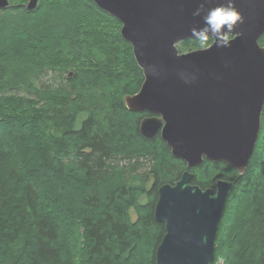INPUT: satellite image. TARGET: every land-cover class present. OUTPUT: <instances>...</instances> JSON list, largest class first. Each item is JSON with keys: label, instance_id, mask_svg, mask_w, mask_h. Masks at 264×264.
<instances>
[{"label": "trees", "instance_id": "16d2710c", "mask_svg": "<svg viewBox=\"0 0 264 264\" xmlns=\"http://www.w3.org/2000/svg\"><path fill=\"white\" fill-rule=\"evenodd\" d=\"M27 1L9 0L0 10V264H155L164 233L154 220L157 189L186 165L159 133L141 135L139 120L150 113L124 105L143 74L119 34L121 23L91 0H39L31 10ZM178 48L195 49L188 40ZM55 61L67 74L73 69L68 93L36 85ZM19 88L24 95L10 92ZM189 171L202 188L234 181L212 264H264V104L243 174L206 158ZM45 176L79 190V208L61 230L44 194ZM106 182L114 184L108 193H92ZM143 195L146 202L137 203Z\"/></svg>", "mask_w": 264, "mask_h": 264}, {"label": "water", "instance_id": "95a60500", "mask_svg": "<svg viewBox=\"0 0 264 264\" xmlns=\"http://www.w3.org/2000/svg\"><path fill=\"white\" fill-rule=\"evenodd\" d=\"M122 24L137 63L156 66V75L143 72L138 93L127 95L130 111H152L139 123L142 135L160 136L188 169L204 158L224 162L242 174L253 154L264 104V0H236L245 20L231 46L236 51L221 61L213 51L177 55L172 43L188 37L202 23L192 12L199 0H92ZM220 0H211L209 7ZM38 0L25 7L33 9ZM0 0V9L8 7ZM239 35V36H238ZM249 47L247 54L239 50ZM173 55L167 54V50ZM144 66V67H143ZM195 76L190 83L180 72ZM184 171L174 184L158 188L154 218L165 232L155 251V264H212L218 223L234 181L219 179L215 191L191 184Z\"/></svg>", "mask_w": 264, "mask_h": 264}, {"label": "clouds", "instance_id": "9594fccd", "mask_svg": "<svg viewBox=\"0 0 264 264\" xmlns=\"http://www.w3.org/2000/svg\"><path fill=\"white\" fill-rule=\"evenodd\" d=\"M211 0H199L198 6L192 12L193 17H200L202 23L194 24L190 28V34L186 38L195 49L207 51L213 46L217 48L230 47L236 29L244 23L245 17L237 8L236 0H220L214 6L209 7ZM144 67V66H143ZM156 75V66L148 65L147 72ZM180 78L190 83L195 76L186 72L179 73Z\"/></svg>", "mask_w": 264, "mask_h": 264}, {"label": "rangeland", "instance_id": "374dc122", "mask_svg": "<svg viewBox=\"0 0 264 264\" xmlns=\"http://www.w3.org/2000/svg\"><path fill=\"white\" fill-rule=\"evenodd\" d=\"M115 31H116V28L114 27V30L112 31V33H114ZM120 36H121V34H120ZM178 44H177V47H178ZM185 51H187V50H185ZM56 63L57 62L55 61L53 63L52 69L51 70L47 69V71H46L47 74L41 76L36 81V85L38 86V88L40 90H45L48 86H49L48 87L49 89H55L56 87L63 86L65 88H67L66 91L68 93L69 87H66L68 85V81H67V78H66V74H67L68 71H64L63 69H58L56 67ZM43 67H44V63H43ZM55 68H56V70H54ZM71 70L73 71V69H71ZM69 72H71V71H69ZM10 92L18 93L19 95H24L25 94V92H23L22 89H20V88L14 90V91H10ZM26 98L30 99L32 102H34L33 99L34 100L36 99V97L34 95L29 94V93H26ZM38 106H39V104L34 105L35 108L38 107ZM81 116L83 117V115H81ZM124 162L125 161H122L121 163H124ZM69 166H71V163L67 164V167H69ZM191 169H193V168H190L189 170H191ZM42 176H44V175H41V178H42ZM45 177L46 178H43L44 180H41V182L43 184L42 187H43V190H44V194L48 195L50 197V199H51V200L47 201V203H49V201H51L52 210H51L50 213L56 216L55 222L59 225V230H61V229H63L65 227L64 225H65L69 215L73 214V212H75L79 208V204H78V201H77V198H76L77 195H78L79 190L77 188H75L71 183H67V182H63L62 184H64V185L60 184V186H57L54 182L52 183L48 179L47 176H45ZM191 180H192V178H191ZM61 181H63V180H61ZM148 184H150V180H149ZM112 185H114L113 182H110V184L108 182H106V183H104L102 185V187L97 188V190H95V191H92V193H96V194L104 196V194L108 193L109 190L114 187ZM111 186H112V188H111ZM146 200H147L146 196L143 195L142 197L138 198L136 202L139 203V204H144L146 202ZM132 212H131V216L134 219L136 217V215L134 213H132ZM75 215H76V213H75ZM75 220L76 219H73V221L71 220L72 221L71 222V226L72 227H74V225L77 224L75 222ZM6 222H10V221L6 220ZM60 239L64 240V236L62 238H60ZM216 264H224L223 259L219 258L218 261L216 262Z\"/></svg>", "mask_w": 264, "mask_h": 264}, {"label": "bare ground", "instance_id": "6f19581e", "mask_svg": "<svg viewBox=\"0 0 264 264\" xmlns=\"http://www.w3.org/2000/svg\"><path fill=\"white\" fill-rule=\"evenodd\" d=\"M29 1V0H28ZM27 1V2H28ZM92 1V0H91ZM8 2H9V0H8ZM27 2L25 3V4H27ZM95 3V2H94ZM25 4H23V6L25 7ZM38 4V3H37ZM96 4V3H95ZM97 5V4H96ZM11 6V4L9 3V6L8 7H10ZM37 6V5H36ZM98 6V5H97ZM8 7H5V8H8ZM99 7V6H98ZM26 8V7H25ZM35 8V7H34ZM33 8V9H34ZM100 8V7H99ZM2 9H4V8H2ZM27 9V8H26ZM101 9V8H100ZM1 10V9H0ZM28 10H31V9H28ZM103 10V9H102ZM105 11V10H104ZM105 12H107V11H105ZM107 13H109V12H107ZM110 14V13H109ZM110 15H112V14H110ZM113 16V15H112ZM114 18H116L115 16H113ZM117 19V18H116ZM118 21H119V19H117ZM120 22V21H119ZM121 23V22H120ZM122 25V24H121ZM121 28H122V26H121ZM120 34H121V29H120ZM235 35V34H234ZM239 36V35H238ZM121 37L124 39V40H126L123 36H122V34H121ZM235 37V36H234ZM187 37H182V38H177L173 43H172V48L176 51V53H177V55H182V54H186V53H188V52H190V51H197V49H192V50H188V51H184V52H180V49L177 47V44L179 43V42H181V41H185V40H187L186 39ZM127 41V40H126ZM127 42H129V41H127ZM129 44H130V42H129ZM260 44V43H259ZM130 46H131V44H130ZM262 46V45H261ZM264 47V46H263ZM131 48H132V46H131ZM207 51H213L214 53H216L217 54V56H219L220 57V59H221V61L223 60V59H225V57L227 56V55H232V54H234V52L236 51V48H235V46H230V47H225V48H217V47H215V46H213L212 48H210L209 50H207ZM248 51H249V47H242L240 50H239V52L240 53H242V54H247L248 53ZM166 52H168L167 54H169V55H173L172 54V52L169 50V48H168V50L166 51ZM132 54H133V57H134V52H133V49H132ZM134 59H135V57H134ZM135 62H136V64L139 66V68L141 69V71H142V74H143V72H144V69L137 63V60L135 59ZM72 74H73V72L71 71V72H69L68 74H67V77H71L72 76ZM142 84V83H141ZM141 84H140V87H141ZM140 87H139V90H140ZM139 90L138 91H136L135 93H133V94H126L125 96H124V98H123V102H124V105H125V107L127 108V106H126V104H125V97L127 96V95H134V94H136V93H138L139 92ZM128 109V108H127ZM263 109V108H262ZM129 110V109H128ZM130 111V110H129ZM132 112H136V111H132ZM137 112H148V113H150L151 115H146V116H143V117H141V119L139 120V123H140V121L143 119V118H145V117H153V116H156V117H160V115L158 114V113H155V112H152V111H137ZM163 125V124H162ZM162 125H161V127L157 130V132H156V134L157 133H159V136H160V131H161V128H162ZM138 128H139V125H138ZM139 132H140V130H139ZM141 133V132H140ZM155 134V135H156ZM259 134V133H258ZM141 135H142V133H141ZM154 135V136H155ZM144 136V135H143ZM153 136V137H154ZM144 137H146V136H144ZM152 137V138H153ZM147 138H149V137H147ZM160 138H161V136H160ZM258 138V137H257ZM162 139V138H161ZM163 140V139H162ZM164 141V140H163ZM165 142V141H164ZM166 143V142H165ZM167 144V143H166ZM167 146L170 148V146L167 144ZM255 149V148H254ZM170 152H171V148H170ZM254 152V151H253ZM172 154V153H171ZM172 156H174L173 154H172ZM175 157V156H174ZM175 158H178V157H175ZM178 159H180L181 161H183L184 163H185V161L184 160H182L181 158H178ZM209 161H211V160H209ZM211 162H213V161H211ZM213 163H219V162H213ZM224 163V162H223ZM227 164V163H226ZM185 165H186V163H185ZM229 165V164H228ZM230 166V165H229ZM232 167V166H231ZM233 168V167H232ZM234 169V168H233ZM186 170H188L189 171V169L186 167V169L184 170V171H186ZM183 171V172H184ZM182 172V173H183ZM190 172V171H189ZM237 172V171H236ZM181 173V174H182ZM192 173V172H191ZM238 173V172H237ZM244 173V172H243ZM242 173V174H243ZM239 175H241V174H239ZM181 176V175H180ZM180 179V177L177 179V180H179ZM221 179V178H220ZM176 180V181H177ZM217 180H219V179H217ZM223 180H227V179H223ZM176 181H174L173 183H168V184H174ZM232 181V180H231ZM217 182V181H216ZM164 184H167V183H164ZM192 184V183H191ZM163 185V184H162ZM193 185H197V184H193ZM215 185H216V183H215ZM161 186V185H160ZM159 186V187H160ZM199 186V185H198ZM158 187V188H159ZM201 187V186H200ZM202 188V187H201ZM202 189H205V188H202ZM212 189V188H211ZM213 190V189H212ZM215 191V187H214V190H213V192ZM231 191V190H230ZM230 193V192H229ZM157 195H158V189H157ZM229 196V195H228ZM226 204V203H225ZM224 208H225V206H224ZM224 211V210H223ZM222 217V216H221ZM154 220H155V218H154ZM221 220V219H220ZM156 221V220H155ZM157 222V221H156ZM159 223H161V222H159ZM163 224V223H162ZM164 225V224H163ZM218 225H219V223H218ZM217 230H218V227H217ZM164 232H165V227H164ZM164 234V233H163ZM163 236V235H162ZM216 236H217V233H216ZM162 238V237H161ZM215 240H216V237H215ZM160 243V242H159ZM158 243V244H159ZM158 246V245H157ZM157 248V247H156ZM214 249H215V245H214ZM156 251V250H155ZM154 262H155V258H154ZM213 262V261H212Z\"/></svg>", "mask_w": 264, "mask_h": 264}, {"label": "flooded vegetation", "instance_id": "af4514ba", "mask_svg": "<svg viewBox=\"0 0 264 264\" xmlns=\"http://www.w3.org/2000/svg\"><path fill=\"white\" fill-rule=\"evenodd\" d=\"M151 115V114H150Z\"/></svg>", "mask_w": 264, "mask_h": 264}]
</instances>
